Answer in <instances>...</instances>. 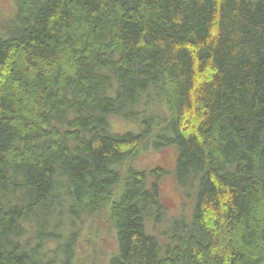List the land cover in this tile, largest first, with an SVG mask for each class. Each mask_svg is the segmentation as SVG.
<instances>
[{"label": "trees", "instance_id": "1", "mask_svg": "<svg viewBox=\"0 0 264 264\" xmlns=\"http://www.w3.org/2000/svg\"><path fill=\"white\" fill-rule=\"evenodd\" d=\"M16 4L0 35V264H85L75 225L97 212L116 236L107 264H264V0ZM151 87L164 113L111 132ZM141 144L172 145L169 171L195 191L163 232L166 171L126 165Z\"/></svg>", "mask_w": 264, "mask_h": 264}, {"label": "rangeland", "instance_id": "2", "mask_svg": "<svg viewBox=\"0 0 264 264\" xmlns=\"http://www.w3.org/2000/svg\"><path fill=\"white\" fill-rule=\"evenodd\" d=\"M16 20V0H0V35L7 36L15 27ZM161 101L162 94L159 88L151 87L149 90L143 92L142 97H140L138 103L133 108L136 120L119 116L111 117V132L123 133L125 131H130L141 133L146 127L143 120L147 119L152 113H164L160 107ZM174 157L175 149L172 145H170V147L163 146L157 149L154 145H148L146 147L141 144L139 153L132 160L133 162L127 161L126 163L127 168L132 166L139 170H149L159 166L166 171L160 180L161 202L165 208L166 216L160 223L155 225L157 227L156 232L167 229L166 222L171 217H178L182 213L187 214L192 211L195 202V191L192 192L190 197H186L181 188L177 185L174 174L169 171L174 168ZM122 175L124 176V170H122ZM117 188H119V186ZM110 226L111 223L109 222V218L104 212H97L93 215L89 214V216H85L84 214L82 219L77 218L75 234L78 240L76 239V244L78 249L80 248L79 250H81L80 256L85 259V264L108 263L109 253L116 248V236L113 231H111ZM156 227H153V229ZM54 245L55 243H50L51 248Z\"/></svg>", "mask_w": 264, "mask_h": 264}]
</instances>
